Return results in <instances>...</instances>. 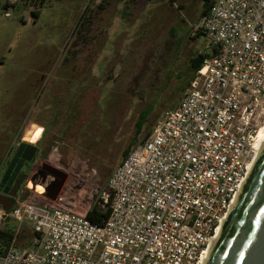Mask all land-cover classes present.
<instances>
[{
  "label": "rangeland",
  "instance_id": "obj_1",
  "mask_svg": "<svg viewBox=\"0 0 264 264\" xmlns=\"http://www.w3.org/2000/svg\"><path fill=\"white\" fill-rule=\"evenodd\" d=\"M202 6V0H0V176L17 142L31 143L26 132L37 127L35 136L44 126L40 169L64 171L54 189L27 178L23 185L35 190L26 188L24 199L80 212L98 203L128 146L179 103L194 78L190 58L209 50L193 29ZM31 237L23 223L18 245L29 246Z\"/></svg>",
  "mask_w": 264,
  "mask_h": 264
},
{
  "label": "built area",
  "instance_id": "obj_2",
  "mask_svg": "<svg viewBox=\"0 0 264 264\" xmlns=\"http://www.w3.org/2000/svg\"><path fill=\"white\" fill-rule=\"evenodd\" d=\"M210 2L193 25L209 56L113 170L98 198L109 216L96 223L68 206L0 205V229L18 225L0 264L201 263L256 155L264 110V0ZM23 223L27 247L18 245Z\"/></svg>",
  "mask_w": 264,
  "mask_h": 264
},
{
  "label": "water",
  "instance_id": "obj_3",
  "mask_svg": "<svg viewBox=\"0 0 264 264\" xmlns=\"http://www.w3.org/2000/svg\"><path fill=\"white\" fill-rule=\"evenodd\" d=\"M37 149L25 141L19 145L0 181V190H10L24 163L34 160ZM200 264H264V136Z\"/></svg>",
  "mask_w": 264,
  "mask_h": 264
},
{
  "label": "trees",
  "instance_id": "obj_4",
  "mask_svg": "<svg viewBox=\"0 0 264 264\" xmlns=\"http://www.w3.org/2000/svg\"><path fill=\"white\" fill-rule=\"evenodd\" d=\"M44 0H41V2ZM203 1V6H202V10H201V15L205 14L210 6H211V2L210 0H202ZM8 7V4L5 5V8ZM196 36H201V34H196ZM97 53L93 54L90 57V65L89 68H91V66L94 64L95 61V57H96ZM209 56V52H204V53H199L198 55L190 58V63H189V67L192 68V76L194 77L196 72L198 71V69H200L204 63V60L206 57ZM146 118L144 116H141L140 119L137 122V132L139 133L142 129L143 124L145 123ZM149 135V133H148ZM132 146H128V148L124 151V156H126L130 150ZM29 169L27 170V172H25L20 180L18 181V184L16 185L18 187V190L21 188V186H23V183L25 182V180L27 179V174L29 172ZM14 187H12L8 193L6 194V196H3V198H0V205L6 209V210H12L17 206V203L15 202L14 198L10 196L12 190ZM15 191V190H14ZM110 210L109 209H102L98 203H94L91 205V207L87 210V217L96 222V223H101L103 222V219L107 218L109 216ZM16 223L10 224V223H6L3 229H0V246L2 247H8L14 232L16 230Z\"/></svg>",
  "mask_w": 264,
  "mask_h": 264
},
{
  "label": "flooded vegetation",
  "instance_id": "obj_5",
  "mask_svg": "<svg viewBox=\"0 0 264 264\" xmlns=\"http://www.w3.org/2000/svg\"><path fill=\"white\" fill-rule=\"evenodd\" d=\"M37 129H38L37 127H34L33 129L28 130L26 132L25 138L28 139L29 141L35 142L38 139V137L40 136V131L37 133V135L33 136ZM22 142L23 141L17 142L15 150L13 152V156H14L15 152L17 151L19 145ZM37 152H38V150H37ZM13 156L11 157V160H12ZM40 158H41V161H38V157L35 155V158H34L33 161L24 163L23 167L21 168L20 172L18 173V175H17L13 185L10 187V189L18 184V181L20 180L21 176L25 172H27L28 168H30V169H29V172L27 174L28 175L27 176V178H28L27 183L30 181V177L31 176H35V177L40 178V181L42 183H46L47 187L50 188V189H54L59 184L60 175H62V171H64V170H62V169H60L58 167H55L54 165H52V166H43L40 169V165L42 163H44V161L46 160L43 157H40ZM11 160H10V162H11ZM10 162H9V164H10ZM7 167L5 168V170L7 169ZM5 170H4V172H5ZM4 172L0 176V181H1L2 177H3V175H4ZM27 183H26V185H27ZM30 189L35 190V185L33 186V188L31 186ZM2 191H4V189H2Z\"/></svg>",
  "mask_w": 264,
  "mask_h": 264
},
{
  "label": "crops",
  "instance_id": "obj_6",
  "mask_svg": "<svg viewBox=\"0 0 264 264\" xmlns=\"http://www.w3.org/2000/svg\"><path fill=\"white\" fill-rule=\"evenodd\" d=\"M38 126H41L40 124L36 123ZM42 128V131H40V136L38 137V139L35 141V142H31L32 144L36 145L37 146V154L36 156L38 157V161L41 160V152L43 151V147H42V138L44 137V134H45V128L44 126H41ZM26 139V138H24ZM27 140V139H26ZM28 188L26 186V184H24L23 186H21V188L18 190V187L17 186H14L10 196L14 198L15 202L18 204L20 203L21 201L25 200L24 197H25V189ZM30 189V188H28ZM15 190V191H14ZM8 192H5V191H2L0 190V198L2 199L3 196H6Z\"/></svg>",
  "mask_w": 264,
  "mask_h": 264
},
{
  "label": "bare ground",
  "instance_id": "obj_7",
  "mask_svg": "<svg viewBox=\"0 0 264 264\" xmlns=\"http://www.w3.org/2000/svg\"><path fill=\"white\" fill-rule=\"evenodd\" d=\"M264 136V124L260 126V130L258 131V143H257V150H258V145L260 144L262 138ZM257 153V152H256Z\"/></svg>",
  "mask_w": 264,
  "mask_h": 264
}]
</instances>
